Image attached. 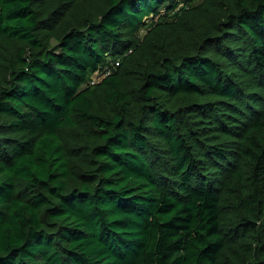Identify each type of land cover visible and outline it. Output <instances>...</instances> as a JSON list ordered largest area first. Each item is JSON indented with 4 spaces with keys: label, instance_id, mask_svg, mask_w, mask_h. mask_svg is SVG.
<instances>
[{
    "label": "trees",
    "instance_id": "trees-1",
    "mask_svg": "<svg viewBox=\"0 0 264 264\" xmlns=\"http://www.w3.org/2000/svg\"><path fill=\"white\" fill-rule=\"evenodd\" d=\"M0 264H264V0H0Z\"/></svg>",
    "mask_w": 264,
    "mask_h": 264
}]
</instances>
